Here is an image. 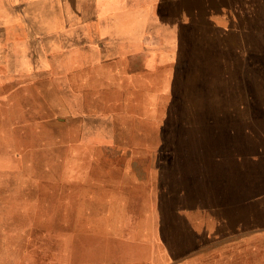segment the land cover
Wrapping results in <instances>:
<instances>
[{
  "label": "rangeland",
  "instance_id": "rangeland-1",
  "mask_svg": "<svg viewBox=\"0 0 264 264\" xmlns=\"http://www.w3.org/2000/svg\"><path fill=\"white\" fill-rule=\"evenodd\" d=\"M188 5L171 39L125 42L158 53L139 88L69 42L0 36V264H264L239 217L264 186V0L205 24Z\"/></svg>",
  "mask_w": 264,
  "mask_h": 264
},
{
  "label": "crops",
  "instance_id": "crops-1",
  "mask_svg": "<svg viewBox=\"0 0 264 264\" xmlns=\"http://www.w3.org/2000/svg\"><path fill=\"white\" fill-rule=\"evenodd\" d=\"M189 2L190 0H0V36L9 38L10 26L16 25L28 41L58 39L69 42L76 48L71 51L78 52L81 57L85 56L92 67L98 66L109 72L116 69L118 75L135 72L128 82L126 77L121 76V82L129 83L126 85L128 87L133 85V88H139L141 86L136 83L140 81L156 83V73L161 69L157 62L158 53L132 49L125 46V42L171 39L179 10L188 11ZM198 2L202 3L201 17L204 24L208 22L207 9L232 11L237 8L236 0ZM185 4L187 6H183ZM229 14L227 12L225 17ZM219 18L222 19L223 16L220 14ZM159 25L160 28H165V32H158ZM210 44L211 42H205L206 50ZM148 73L149 81L146 76L141 80L140 74ZM250 177L254 185L259 184L260 177L264 184V162L253 164ZM250 190L251 185L247 190L246 205L239 209L241 224L247 229L245 234L264 231V186L253 189L260 198ZM229 209L232 214L230 206ZM254 228L259 229L252 230ZM149 263L157 264V261L150 257ZM107 264L138 263L131 260Z\"/></svg>",
  "mask_w": 264,
  "mask_h": 264
}]
</instances>
